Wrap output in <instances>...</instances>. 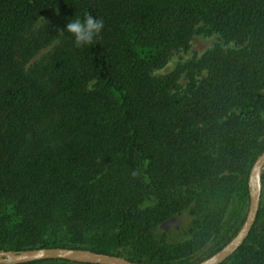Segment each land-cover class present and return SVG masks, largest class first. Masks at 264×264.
<instances>
[{"label":"trees","instance_id":"1","mask_svg":"<svg viewBox=\"0 0 264 264\" xmlns=\"http://www.w3.org/2000/svg\"><path fill=\"white\" fill-rule=\"evenodd\" d=\"M86 13L104 28L77 48L58 30ZM201 25L225 45L158 76ZM263 153L264 0H0V251L199 264L245 223ZM222 264H264V170Z\"/></svg>","mask_w":264,"mask_h":264},{"label":"water","instance_id":"2","mask_svg":"<svg viewBox=\"0 0 264 264\" xmlns=\"http://www.w3.org/2000/svg\"><path fill=\"white\" fill-rule=\"evenodd\" d=\"M263 170L264 153L258 157L251 171V200L245 223L238 234L224 248L211 257L203 260L199 264H222L245 243L257 221L261 207ZM45 259H66L95 264H142L116 255L63 247L40 248L21 252L0 251V264H10L12 262L16 264H22L29 261Z\"/></svg>","mask_w":264,"mask_h":264},{"label":"rangeland","instance_id":"3","mask_svg":"<svg viewBox=\"0 0 264 264\" xmlns=\"http://www.w3.org/2000/svg\"><path fill=\"white\" fill-rule=\"evenodd\" d=\"M218 44L225 45L222 38L216 34L211 33L209 28L205 25H201L199 31L196 33L192 40L191 48L187 51L177 52L174 56L171 57L166 67L161 70H158L156 74L158 76H164L170 72H172L180 63H185L195 57L202 56L208 50L214 48ZM229 45L227 47H231ZM51 48L42 51L34 61H39L45 54L50 51ZM181 83L184 85L186 80L183 78ZM180 223L176 221L174 226H179Z\"/></svg>","mask_w":264,"mask_h":264},{"label":"clouds","instance_id":"4","mask_svg":"<svg viewBox=\"0 0 264 264\" xmlns=\"http://www.w3.org/2000/svg\"><path fill=\"white\" fill-rule=\"evenodd\" d=\"M104 28L102 19L93 17L90 13H86L83 19L79 17L72 18L66 23L65 29H59L58 32L62 35L65 31L70 33L74 38V44L77 48L85 45H91L101 38V32ZM132 176L136 173L133 171Z\"/></svg>","mask_w":264,"mask_h":264}]
</instances>
